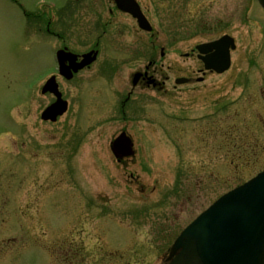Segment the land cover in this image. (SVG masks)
<instances>
[{"label":"rangeland","instance_id":"374dc122","mask_svg":"<svg viewBox=\"0 0 264 264\" xmlns=\"http://www.w3.org/2000/svg\"><path fill=\"white\" fill-rule=\"evenodd\" d=\"M138 1L153 34L114 14L98 60L69 81L55 53L95 44L96 17L108 16L101 0L79 3L77 19L68 0H0V264H68L62 246L73 245L78 264H120L121 253L127 264H163L187 224L264 168L258 0ZM42 9L60 38L34 19ZM224 34L236 41L231 68L203 75L195 46ZM151 61L164 89H133L132 75ZM51 75L69 103L54 123L41 119L54 101L41 92ZM122 131L136 155L119 163L111 142Z\"/></svg>","mask_w":264,"mask_h":264},{"label":"water","instance_id":"95a60500","mask_svg":"<svg viewBox=\"0 0 264 264\" xmlns=\"http://www.w3.org/2000/svg\"><path fill=\"white\" fill-rule=\"evenodd\" d=\"M258 1L264 8V0ZM116 3L121 10L137 19L140 28L152 30L135 0H116ZM235 47L234 39L226 35L217 41L198 45L196 49L205 69L221 74L230 68V50ZM96 58V53H88L78 63L75 54L65 50L57 52L60 74L69 80ZM140 75L134 76V86ZM188 81L179 78L176 84ZM48 92L57 100L46 108L42 119L56 121L66 112L68 103L62 99L55 77L42 88L43 94ZM133 147L125 132L111 143V151L118 162L134 156ZM168 261L169 264H264V171L223 195L193 221L175 240Z\"/></svg>","mask_w":264,"mask_h":264},{"label":"flooded vegetation","instance_id":"af4514ba","mask_svg":"<svg viewBox=\"0 0 264 264\" xmlns=\"http://www.w3.org/2000/svg\"><path fill=\"white\" fill-rule=\"evenodd\" d=\"M16 1L17 0H9V2H12L14 4H16ZM69 1L70 0H68L66 6H64L65 7L64 10H66V12L69 13V9L73 5L74 6L73 14H75L74 17H76V19H77L81 15L80 12H82V11H80V9L82 7H80L78 9L77 6H79V3H81V2H83L85 0H71V1H73V4L70 3ZM158 2L159 3L156 4V8H158L159 12H164L165 10H167V6L163 7L165 2L164 3H163V1H158ZM100 3H101V7L104 6V9H105L104 11H105V13H108V16L106 17V16H104L103 14L100 13L98 15V17H96V28H97L98 31H100V33L97 36V41H95V44H93L89 49L87 48V50L84 51V52H77V53L73 52V53H75L77 55V57H78L77 61L78 62H81L83 60V55H85V54H88V53H96L97 54L96 60L91 65L87 66L83 70H87V69L91 68V66L98 60L99 53H100L98 47H100L101 43H102L101 37L103 35H105V33H107L106 32L107 31V27L112 24V22L110 21V17H112L114 14H117V15L118 14H123V15H126V16L129 17L128 14L122 13L116 7L115 0H101ZM141 7H142V5H141ZM64 10H62V12H59V13L62 14ZM25 15L27 16V14H25ZM37 16H43L44 17V20L46 22V29H47L46 32L48 34H50L52 36H56L57 38L61 37L60 33H56L55 31L51 30V26H50L51 25V20H48V18H47L48 14H47L46 10H42L41 14H39ZM131 20H133L135 22L136 26H137L136 21L134 19H131ZM137 29H138V27H137ZM139 32L144 33L143 31H140V30H139ZM173 36H175V35H173ZM150 42H151V45H152L153 49H156V48L159 47L155 40L152 39V40H150ZM60 49H67L68 51L72 52V50H70V49H68L67 47H64V46H63V48H60ZM139 54L141 55V53H138V55ZM192 54H193V52H192ZM192 54H190V55H192ZM154 65H155V61H151V62H149V65L145 67L144 70H139L138 71L140 73H143L142 76L140 77V81H139L138 85H141V86L146 87V88L152 87V88H155V89H158V90H163L165 83L164 82L163 83L158 82V80L156 78H154V76H153L152 69H153ZM83 70H81V71H83ZM201 72L203 73V71H201ZM206 74H208V73H203V75H206ZM76 75L77 74H75L74 78L76 77ZM185 78H187L189 80L188 84H191L194 81V79L191 76L185 77ZM129 97H130V94L128 95L127 100H128ZM62 252H63L64 260H66L68 262V264H76L75 259H77V264H78V260H79L80 253L82 252V250H80V248L76 247L75 245L69 246L67 249H65V247L62 246ZM119 257H120V260H119L120 264H127L128 263V261H126V259H125L127 257H126V255L124 253H121Z\"/></svg>","mask_w":264,"mask_h":264},{"label":"bare ground","instance_id":"6f19581e","mask_svg":"<svg viewBox=\"0 0 264 264\" xmlns=\"http://www.w3.org/2000/svg\"><path fill=\"white\" fill-rule=\"evenodd\" d=\"M67 111V110H66ZM66 113V112H65Z\"/></svg>","mask_w":264,"mask_h":264}]
</instances>
